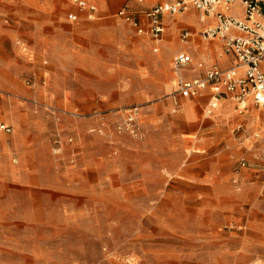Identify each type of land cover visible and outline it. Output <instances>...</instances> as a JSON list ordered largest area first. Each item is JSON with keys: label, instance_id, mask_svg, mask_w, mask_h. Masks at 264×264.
Returning a JSON list of instances; mask_svg holds the SVG:
<instances>
[{"label": "rangeland", "instance_id": "obj_1", "mask_svg": "<svg viewBox=\"0 0 264 264\" xmlns=\"http://www.w3.org/2000/svg\"><path fill=\"white\" fill-rule=\"evenodd\" d=\"M86 1L0 0V264H264V107L182 97L172 65L221 42Z\"/></svg>", "mask_w": 264, "mask_h": 264}, {"label": "built area", "instance_id": "obj_2", "mask_svg": "<svg viewBox=\"0 0 264 264\" xmlns=\"http://www.w3.org/2000/svg\"><path fill=\"white\" fill-rule=\"evenodd\" d=\"M75 2L81 10L88 11L90 18L95 17L96 5L86 0ZM192 9L203 24L201 39H218L223 48L221 55L234 56L236 63L227 68L217 64L207 67L206 58L195 62L192 53L179 51L172 65L178 74L180 95L197 97L209 90L212 108L217 107L225 94L244 106L251 100L264 107V0H166L146 11V26L138 22L126 8L120 9L117 15L130 22L139 34H151L158 38L165 30L163 20L166 15L174 17ZM77 16L75 12L68 14L71 20L77 19ZM192 34L191 30L184 29L181 40L188 42ZM196 69H203L204 74L194 77L184 75V72L192 73ZM134 120L135 116H131L130 121ZM1 128L11 131L8 125H2Z\"/></svg>", "mask_w": 264, "mask_h": 264}, {"label": "crops", "instance_id": "obj_3", "mask_svg": "<svg viewBox=\"0 0 264 264\" xmlns=\"http://www.w3.org/2000/svg\"><path fill=\"white\" fill-rule=\"evenodd\" d=\"M164 1H166V0H164ZM164 1H161V2H158V3H162V2H164ZM158 3H156V4H158ZM155 4V5H156ZM155 5H153V6H155ZM152 6V7H153ZM151 8V7H150ZM70 13V12H69ZM197 12L195 11V10H192V12H190L189 14H188V16H187V18H186V21L187 22H191V23H193V24H195L196 26H198L199 28L202 26V24H201V22H199V21H197V23H196V20H197V18H194L193 17V15L192 14H195L196 16H197V14H196ZM116 15H117V13H116ZM165 20H166V16L164 17V20H163V23L165 24ZM221 44V43H220ZM216 46H218L217 44H214V45H209L208 47H205V48H207L206 50H207V52L212 56V58H214L213 59V62H209V64L207 65V67L208 66H210L211 64H217L219 67H222V68H227V67H230V66H232V65H234L235 63H236V60H235V58H234V56H224V55H221V54H219V56L217 57V59H216V57L215 56H213V52H214V48L216 47ZM221 46H222V44H221ZM188 48H184V49H182V50H186V51H188V52H190V53H192L193 54V56H194V58H195V50L191 47V46H187ZM182 50H180V51H182ZM179 52V51H178ZM177 52V53H178ZM176 53V54H177ZM175 54V55H176ZM230 63H232L231 65H229ZM204 74V70L203 69H196L195 71H193L192 73H189V72H184V75L186 76V77H194V76H200V75H203ZM205 92H209V95H210V97H211V94H210V91L209 90H206V91H204V93ZM203 93V94H204ZM202 94V95H203ZM201 95V96H202ZM189 98H194V97H189Z\"/></svg>", "mask_w": 264, "mask_h": 264}, {"label": "bare ground", "instance_id": "obj_4", "mask_svg": "<svg viewBox=\"0 0 264 264\" xmlns=\"http://www.w3.org/2000/svg\"><path fill=\"white\" fill-rule=\"evenodd\" d=\"M200 22V21H199Z\"/></svg>", "mask_w": 264, "mask_h": 264}]
</instances>
